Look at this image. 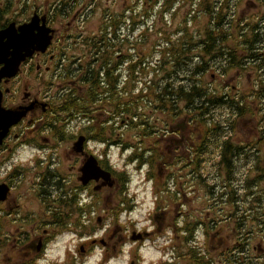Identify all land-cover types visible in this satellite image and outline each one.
Masks as SVG:
<instances>
[{
	"label": "flooded vegetation",
	"instance_id": "obj_1",
	"mask_svg": "<svg viewBox=\"0 0 264 264\" xmlns=\"http://www.w3.org/2000/svg\"><path fill=\"white\" fill-rule=\"evenodd\" d=\"M49 1L20 11L17 5L10 6L11 0H0V31L10 25L17 29L35 18L51 38L44 51L24 58L13 77L0 79V264H35L59 233L90 236L106 223L111 227L102 239L67 242L66 264H83L96 244L104 247L107 264L129 238L138 246L163 238L158 246L164 249L171 240L174 264H264V87L258 86L264 84V72L255 66L264 64V0H256L258 12L252 21L245 17L248 0H132L123 14L116 13V3L125 5V0ZM147 4L153 7L147 9ZM184 8L186 15L179 13ZM178 18L183 21L176 27H159L162 38L156 48L190 49L191 62H206L215 69L205 82V74L199 75L198 83L221 93L225 104L244 101L248 107L247 102L256 99L260 118H248L251 110L239 117L220 106L218 114L213 110L211 120L202 123L199 106H185L180 94L184 89L162 88L165 97L159 99L145 89V106L139 102L147 116L142 122L149 130L143 135L133 115L134 127L127 129L136 136L123 139L120 151L134 148L131 156L144 158V163L148 158L153 167L143 183L152 181L153 190L141 201L136 191L130 194L127 179L122 183L124 168L116 171V159L111 164L108 159L109 148L121 146L116 145V43L147 48L152 25ZM210 47L218 51L204 54L203 49ZM233 47L246 48L237 55L242 68L224 71L232 62L225 49ZM147 59L152 62V52ZM247 66L255 71L243 74ZM230 74L233 81L228 84ZM164 76H157L155 83L168 84ZM236 80L250 83L248 93L239 90ZM215 81L225 87L213 88ZM148 84L154 85L151 79ZM140 87L132 88L134 97ZM160 99L165 103L160 104ZM62 107L65 110L59 112ZM121 117L118 125L125 128L129 117ZM81 120L87 121L86 126L65 132L70 122ZM240 125L247 126L252 144L237 137ZM99 128H106L107 139L95 138ZM89 139L108 147L91 150L85 143ZM158 143L159 148L154 145ZM22 144L47 150L46 159L28 164L14 161L13 154ZM202 193L207 198L203 201L198 200ZM149 196L156 198L155 209L147 210L154 231L137 228L127 215L120 222L121 213L146 209ZM89 197L90 203H81ZM216 207L227 223L234 222L233 228L218 226L223 219L216 215ZM200 225L206 242L190 243ZM254 225L259 226L257 232ZM169 228L172 237L167 235ZM131 255V264H143L137 249Z\"/></svg>",
	"mask_w": 264,
	"mask_h": 264
},
{
	"label": "trees",
	"instance_id": "obj_2",
	"mask_svg": "<svg viewBox=\"0 0 264 264\" xmlns=\"http://www.w3.org/2000/svg\"><path fill=\"white\" fill-rule=\"evenodd\" d=\"M246 48H227L225 51L227 54L232 57L229 62L226 64V68L223 70H231V69H241L242 63L238 60V56L241 52H244ZM248 49V48H247ZM156 50V51H155ZM152 54V62H149L147 59V54L145 51V47L138 48H128L122 46V44L116 43V128L119 127L118 120L123 118L121 116L125 115L129 117L128 125L124 128H130L129 125L132 126L133 115H137L135 126L139 127L143 135H145L149 130V125L144 124V121L147 116L143 112L145 110L144 107H141L140 102L145 106V97L148 96L146 94L145 89H148L149 95L152 94L153 99L164 98L165 95L160 91L162 88H182L183 92H180L181 98L185 103V106H199L201 115L200 121L205 123L208 120H211V112L223 106L224 108H230L232 111L240 114L239 117L247 115L250 113V109L247 107L244 101L235 102L233 105L231 103L225 104L222 100V94L216 93L213 91H207L206 85L197 82L196 78L199 75L203 77L202 80L205 82L206 78L209 80V69H211L212 65L207 64L206 62L193 63L191 59L187 56L190 49L188 48H156ZM204 54L207 55L213 54L218 49L215 48H205L203 49ZM247 51H250L248 49ZM107 62H105L106 65ZM220 66V65H217ZM258 70L264 72V64L255 65ZM150 78L148 79V77ZM161 75H165L162 80H167L168 84H156L155 80L157 76L161 78ZM182 76L184 79H180ZM152 80L154 85L148 84L149 80ZM184 80V84L181 83ZM141 84L137 97H134L132 94V88L137 87ZM118 85H121L119 88ZM259 87H264V84L258 85ZM159 90H156L154 88ZM119 88V89H118ZM135 89V91H136ZM171 93H169L170 95ZM258 97V95L256 96ZM262 97V96H261ZM139 99V100H138ZM160 104H164L165 102L159 101ZM65 108H60L59 112H63ZM134 111V112H133ZM138 112V113H137ZM142 112V113H140ZM207 128L210 127L209 123H206ZM216 133H218V124H216ZM106 128H99L96 131L95 138L96 139H107L105 137ZM117 131V129H116ZM220 135V133H219ZM218 135V136H219ZM116 139H124L123 136L116 133ZM135 159L134 156L130 158ZM136 161H138V165L143 164L145 161L142 157H137ZM122 183L126 182V176L124 172L120 173Z\"/></svg>",
	"mask_w": 264,
	"mask_h": 264
},
{
	"label": "clouds",
	"instance_id": "obj_3",
	"mask_svg": "<svg viewBox=\"0 0 264 264\" xmlns=\"http://www.w3.org/2000/svg\"><path fill=\"white\" fill-rule=\"evenodd\" d=\"M87 121L81 120L77 124L76 121H72L66 127L65 132L68 133L70 131H75L79 127L86 126ZM85 143L89 146L91 150L100 151L106 147L107 145L103 144L98 140H87ZM122 146H112L109 148L108 159L110 164L115 159V156L120 153ZM46 151L37 148L35 145L30 144H22L20 145L15 153L13 154V160L18 163L28 164L30 162L35 161L36 158L46 159ZM135 151L134 148H127L123 150V156L126 159L128 156L132 155ZM103 158V156H102ZM139 163L138 161H134L132 165L128 167L134 168L135 164ZM55 167V165H54ZM123 170V168H121ZM149 171V165L147 163L143 164L140 172L145 176ZM98 182H103L102 179L97 180ZM171 183V182H170ZM147 190L151 192L153 190V182L147 181ZM143 191V188L140 189ZM155 197L149 196V203L146 209H136L130 214L121 213L119 216L120 222H124L126 219V215L135 222V226L140 229L147 228L148 231H154L156 225L153 223L151 219L147 218V210L155 209ZM91 198L89 197L87 200L82 201L81 203H90ZM183 217L180 218V223L182 225ZM111 227V223H106L103 228L97 230L92 233V235H84L79 236L76 232H61L58 234L54 240H50L48 244L43 249V254L39 255L35 261V264H66L68 258V246L67 242L71 241L73 245L79 243L81 240H92V239H102L107 230ZM168 237L173 236L172 229L167 230ZM194 240L190 243H196L199 241L201 244L206 242L207 237L205 235V229L202 225L198 226L194 231ZM163 238L158 239L155 244L150 240H145L139 244L137 241L129 240L123 242L121 246V253L118 255H114L110 257L107 261V264H131L132 259V250L135 248L142 254V262L143 264H174V256L175 252L170 247L172 241L167 240L166 243L169 245L167 249L161 248L158 245L160 244ZM75 251V247L72 248ZM104 247L100 244H96L93 246L90 253L85 256L83 264H104ZM54 253V254H53Z\"/></svg>",
	"mask_w": 264,
	"mask_h": 264
},
{
	"label": "rangeland",
	"instance_id": "obj_4",
	"mask_svg": "<svg viewBox=\"0 0 264 264\" xmlns=\"http://www.w3.org/2000/svg\"><path fill=\"white\" fill-rule=\"evenodd\" d=\"M40 3H43V0H11L10 6H14V5L16 6L17 5V7H19L20 11L22 9H24V11H25V10H31L34 7H38ZM132 3H133L132 0H125V5H123L122 4V1H119L118 3H116V13L117 14H123V12H126L125 10H127L126 9V6L132 5ZM248 3H249V5H248L249 8L247 9V12H246V16L245 17H247V19L249 21H252L257 16V12H258V9H257V6H256L257 1L256 0H248ZM148 4H150V2ZM148 4H147V6H148ZM108 6H110V5L108 4ZM151 7H153V5L148 6L147 9H149ZM186 12H187V9H185V8L179 10V13L182 14V15H186ZM179 18H182V16H180ZM179 18L176 19L174 22H171V21H169V22H166L165 21L164 22L163 20H165V19H163L162 22H156V25H152V27H150V30H151L149 32L150 41L148 43V46H146L147 48H145L146 53L152 52V54H153V52L156 49V47H158L157 45L161 42V38L162 37H159V33H162L161 29H166L167 30V29L176 27L174 25L179 24L180 22L183 21V19H179ZM154 24H155V22H154ZM159 27L161 29H159ZM246 71L247 72H252V71H255V70H252V69L249 68V66H247V69L246 70H242L241 72L244 74ZM214 73H215V69H209L208 75L214 74ZM221 75H222L221 72L217 73L215 80L218 81V78ZM231 77H232L231 74L229 76H227V82H228V84H230V82L233 81V80H230L229 81V79ZM216 81L213 82V84H211L213 86V88H218V87H222L223 88V87H225V86H218L217 83H216ZM234 83L237 85V87L239 88V90H244L245 93H248V91L246 89H251V87H252L247 80L245 82H240L239 80H236ZM247 103H248L249 109L252 112V114L250 116H248V118L253 117L256 120H259V118H260L259 111H258V105L259 104H257L256 99L255 100H249ZM216 111H217V114H218L219 111H220V109L217 108ZM251 126H248V127H251ZM246 128H247V126L245 127V126H241L240 125V130L237 132V137L239 139H241L242 141H246L247 143L250 142L252 144L254 142V139H248V137L246 135H248L249 131H247ZM116 129H117L116 133L122 134L124 136V139L125 140H127V139L128 140L134 139L133 137L136 136L134 130H130V129H127V128L124 129L121 126H119ZM239 139H235V141L237 142ZM135 142H138L137 139H135ZM122 143H123V139H119L118 140V143L116 145H121L122 146ZM154 145H156L157 148L160 147V144L159 143L158 144H154ZM156 151H159V150L157 149ZM131 157L132 156L130 155V156H128L125 159L124 156H123V154H121V152L119 154H117L115 156V159H116V171H118V169L124 168L125 172L129 175V183H130V189H131L129 191L130 194L133 195V194H135L134 191H136L138 193L137 197L139 199H141V201L143 199L147 200V198H146V195L148 193L147 184H145V185L143 184L144 183V180H146V179H145V176L143 174H141V172H140V169H141L142 166L138 168L136 166L137 164H135V167L134 168L128 167L129 165H132L133 164V162L127 164V162L130 161V158ZM131 160H134V159H131ZM143 160L146 161L144 158H143ZM149 161L150 160L147 158V164L151 168V165H150V162ZM210 161L211 162L213 161V159H212L211 156H210ZM202 162H204V161L202 160ZM150 168H149V170H150ZM160 168H162V166H160ZM151 169H153V167ZM205 170H206V168L203 167L202 168V173H204ZM202 176H203V174H202ZM163 179H164V176L161 175V180H163ZM141 188H143V191H140ZM204 198H206V197H204V194L202 193V194L199 195L198 200L201 199L203 201ZM202 204H203V206L206 205V203H202ZM144 207H145V205H144ZM216 210H217L216 215L219 214L220 217L223 219V220L219 221L218 226L219 227H222V228H226L228 230H230L231 227L233 228L234 227V222L233 223H230V224L226 222V220L224 219V216H223L224 213L221 212L222 211L221 208L220 207H216ZM224 210H227V208L226 209L224 208ZM224 212H226V211H224ZM175 217L176 216H174V219H175ZM253 227H254L255 231L257 232L259 226L258 225H254ZM256 241L257 240H254V242H256Z\"/></svg>",
	"mask_w": 264,
	"mask_h": 264
},
{
	"label": "water",
	"instance_id": "obj_5",
	"mask_svg": "<svg viewBox=\"0 0 264 264\" xmlns=\"http://www.w3.org/2000/svg\"><path fill=\"white\" fill-rule=\"evenodd\" d=\"M50 39L49 31L38 27L35 18L17 29L10 25L0 31V64L4 69L0 79L13 77L24 58L33 51H44Z\"/></svg>",
	"mask_w": 264,
	"mask_h": 264
},
{
	"label": "bare ground",
	"instance_id": "obj_6",
	"mask_svg": "<svg viewBox=\"0 0 264 264\" xmlns=\"http://www.w3.org/2000/svg\"><path fill=\"white\" fill-rule=\"evenodd\" d=\"M3 45V44H2ZM1 46V45H0ZM1 51V50H0ZM4 70V69H3ZM89 163H91V162H89Z\"/></svg>",
	"mask_w": 264,
	"mask_h": 264
}]
</instances>
